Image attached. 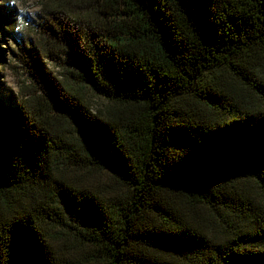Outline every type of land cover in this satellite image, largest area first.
<instances>
[{
    "label": "trees",
    "instance_id": "obj_1",
    "mask_svg": "<svg viewBox=\"0 0 264 264\" xmlns=\"http://www.w3.org/2000/svg\"><path fill=\"white\" fill-rule=\"evenodd\" d=\"M44 1L39 43L0 10V264H264V0Z\"/></svg>",
    "mask_w": 264,
    "mask_h": 264
},
{
    "label": "rangeland",
    "instance_id": "obj_2",
    "mask_svg": "<svg viewBox=\"0 0 264 264\" xmlns=\"http://www.w3.org/2000/svg\"><path fill=\"white\" fill-rule=\"evenodd\" d=\"M74 2V1H73ZM70 7L71 10L76 11L80 5L76 2L73 3ZM22 6L26 9L31 10V14L28 12H25L21 14L17 8V6L12 5L10 3V0H0V10L4 11L5 7L9 9V13H13L11 15L12 21L15 23L16 28L18 29V16L22 15L23 20L27 24V27H25L23 31L26 32L30 38L35 43L40 42V34H39V28L43 25H46L45 23H48L49 16L47 15V12L44 11L45 6L44 0H21ZM8 45L7 47L4 46L5 51L7 52V55L5 57V61L3 66H0V106H3L4 102H9V99L14 97L15 99H23L27 94L31 92L30 87V78L28 74V68L25 64L20 62V57L13 42L11 40H7ZM43 41V40H42ZM12 51V52H11ZM48 68L49 70L58 78V79H64L65 73L61 68L57 66L54 62H48ZM85 100L87 101L90 111L93 115H100V116H109L112 115L116 111H120L121 108L118 105L109 103L108 101H105L102 98H99L97 96H94L89 90L83 89L81 90ZM63 173L71 177L72 171L69 168V165L66 163L63 167ZM84 184L91 183V184H97L104 181V178L100 175H98L94 171L88 172V174H85L83 177ZM109 181V179H107ZM250 185L244 186V188H249ZM252 191L256 195H260V192L254 191V187L252 185ZM54 197L51 195V200ZM47 200V199H46ZM50 201V200H47Z\"/></svg>",
    "mask_w": 264,
    "mask_h": 264
},
{
    "label": "clouds",
    "instance_id": "obj_3",
    "mask_svg": "<svg viewBox=\"0 0 264 264\" xmlns=\"http://www.w3.org/2000/svg\"><path fill=\"white\" fill-rule=\"evenodd\" d=\"M10 3H11L12 5L17 6V8H18V10H19V12H20L21 14H23V13H25V12H28V13L31 14V10H30V9H26V8H24V7L22 6L21 0H10ZM17 20H18V29H19V30H23L25 27H27V24H26L25 21L23 20L22 15H21V16H18Z\"/></svg>",
    "mask_w": 264,
    "mask_h": 264
}]
</instances>
